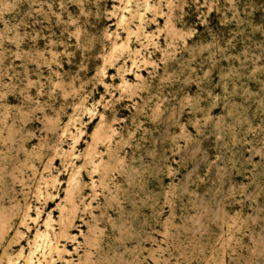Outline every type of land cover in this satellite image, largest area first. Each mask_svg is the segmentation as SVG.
Instances as JSON below:
<instances>
[{"label": "rangeland", "instance_id": "1", "mask_svg": "<svg viewBox=\"0 0 264 264\" xmlns=\"http://www.w3.org/2000/svg\"><path fill=\"white\" fill-rule=\"evenodd\" d=\"M0 264H264V0H0Z\"/></svg>", "mask_w": 264, "mask_h": 264}]
</instances>
